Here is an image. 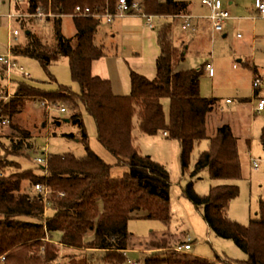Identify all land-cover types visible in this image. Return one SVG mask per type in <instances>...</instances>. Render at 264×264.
<instances>
[{"label":"trees","instance_id":"obj_1","mask_svg":"<svg viewBox=\"0 0 264 264\" xmlns=\"http://www.w3.org/2000/svg\"><path fill=\"white\" fill-rule=\"evenodd\" d=\"M20 1H15V8L24 13L49 9L54 12L51 18L54 41H47L40 33L29 30L25 41L13 46L15 55L39 59L48 82L57 81L50 71L51 64L67 56L80 90L64 83L55 88L45 87L31 81L32 78L15 74L9 86L7 79L1 76L0 115L12 121L26 98L67 103L71 109L69 119L81 126L80 134H70L85 144L86 153L50 150L45 174L43 164L37 160V166L23 164L22 159L33 157L30 150L39 146L37 142L31 144L26 138H9L8 143L4 139L7 137L0 135V171H3L0 175V264H62L55 245L45 239L46 225L48 230H60L62 240L70 242H82L89 232L95 233L88 241L87 249L92 251L70 252L68 261L63 264H95L100 258L121 264L127 258L131 240L129 216L133 212L145 209L150 218L164 221L171 218L170 197L151 189L130 173L131 167L140 165L167 179L170 176L163 162L141 150L134 126L149 134L166 131V137L180 142L182 171L184 175L189 172L190 176L184 185L185 195L203 210L211 228L221 236L233 238L247 252L246 258L233 259L222 254L211 258L184 251L165 257L147 256V264H264V201L257 214L248 223H242L229 215L231 201L240 193L238 182L212 184L205 194L198 192L194 185L193 177L204 168L212 177L238 178L242 174V162L239 140L230 123L222 124L215 136L208 135L209 98L201 90L205 65L178 67L187 49L183 43L175 42L172 22L158 28L162 50L156 59V75L149 77L129 65L131 91L117 93L109 77L94 71L95 61L107 53L100 38L103 17L74 14L75 35H66L62 28L63 16L75 13L78 4L89 5L93 11L114 10L117 0ZM141 6L149 14H180L187 2L143 0ZM82 106L94 116L98 139L115 156V161L107 160L91 147ZM14 125L26 129L19 122ZM26 133V137H32L30 132ZM203 140L208 146L193 161L195 148ZM260 140L264 146V125ZM12 164L16 168L7 170ZM115 167L124 170L123 177L113 176ZM25 180L32 187L38 182L49 185L50 215L45 214L44 193L24 190ZM152 244L164 248L170 243L162 238V242ZM41 247L44 249L40 252Z\"/></svg>","mask_w":264,"mask_h":264},{"label":"rangeland","instance_id":"obj_2","mask_svg":"<svg viewBox=\"0 0 264 264\" xmlns=\"http://www.w3.org/2000/svg\"><path fill=\"white\" fill-rule=\"evenodd\" d=\"M25 3L24 1H20ZM12 3V4H11ZM10 5L12 7H10ZM50 10V9H49ZM20 13L12 18L9 17L10 12ZM63 16L62 28L66 35L72 36L76 33V24L74 21L73 12ZM54 14L48 16H37L29 13H24L15 8L13 0H0V49L5 50L6 40L9 28L19 29V42H24V38L28 29L40 33L47 41H54V28L53 18ZM122 17L117 18V21ZM106 20V19H105ZM102 20V26H107V20ZM135 24L137 21L133 20ZM25 22V23H24ZM111 22V21H109ZM219 33V32H218ZM109 40V39H107ZM117 42V41H116ZM123 46L125 44H122ZM223 57L217 55L215 59ZM19 64L23 65L25 69L32 74V77L37 78L39 81L30 79L31 81L45 87L55 88L59 83L69 84L75 90H80V83L73 79L70 60L67 56H63L59 61L51 64L50 71L57 77V81L48 82V75L43 67L41 61L35 57L28 55H19ZM214 59V60H215ZM236 58H231V64L236 63ZM213 60V61H214ZM116 60L108 64V69L113 73L116 68ZM183 63V61H181ZM186 64V62H185ZM121 65V64H120ZM184 65V63H183ZM4 64L0 60V78L4 69ZM188 66V64H187ZM123 69L122 66H119ZM236 72L234 75L238 76L239 72L244 73L247 77L241 79L243 90L240 92L241 97H250L254 92L253 80L250 77L248 69L241 65L235 67ZM15 76H25L19 70L14 71ZM122 76V74H121ZM204 78V77H203ZM227 79H229L227 77ZM5 82L6 79L4 78ZM225 95H229L235 99V103L239 100L237 92L231 87L227 86L223 89ZM264 93V91H262ZM264 95V94H263ZM52 102V101H51ZM51 108L43 105L41 100L26 98L24 103L19 106V112L13 116L12 121L0 124V135L10 142L14 138H26L31 144L37 142L30 153L33 157L22 159L24 166H37L36 154L42 151L44 145L48 142L50 150L53 152H62L72 150L77 154L86 153L85 144L79 138H73L70 133H81V126L79 123L70 120L71 109L67 103L55 102ZM166 108L169 107V100L165 101ZM59 106H65L66 111H61ZM84 121L90 135V144L93 149L100 153L104 158L109 161H115V156L106 149L98 139V127L94 116L84 107H81ZM239 110V109H238ZM240 112V110H239ZM253 110L251 105L244 109L243 116L240 123L244 131L249 133L252 138V151L242 154V174L238 178H234L240 185V193L232 199L229 208V215L242 222L248 223L250 218L257 214L260 208V203L264 201V146L260 140L261 128L264 125V111L255 113L256 118L253 119ZM14 122H19L21 126L25 127L22 130L14 125ZM253 127V130L252 128ZM30 132L32 137H26V132ZM134 133L136 142L139 144L144 153L152 155L155 159L163 162L169 170V179L159 176L154 172L143 166L131 167L130 173L137 176L142 182L148 185L151 189L156 191H165V194L170 197L171 218L164 221L158 218H150L145 209L133 212L129 216V230L131 233V240L129 247L126 250V260L121 264H147L146 257L156 256H170L176 252H184L180 247L186 242L187 236H193L192 248L187 252L190 254L202 255L214 258L216 254H222L230 258L243 259L247 257V252L238 243L230 237L219 235L215 229L211 228L201 208L184 193V185L189 180V172L183 174L182 163L180 161L181 144L177 139L168 138L163 134H149L142 132L138 126H134ZM2 137V138H3ZM37 140V141H36ZM36 144V143H35ZM246 147V146H245ZM37 148V149H36ZM39 148H41L39 150ZM207 148V141H201L195 148L194 160L203 149ZM13 157V156H12ZM20 159V157H13ZM253 160H258L259 167H255ZM15 165L7 166V170H13ZM124 170L119 167L114 168L115 177H123ZM194 185L198 192L205 194L209 191L212 184L220 183L223 178L212 177L207 168H204L201 173L195 177ZM162 182L164 185L160 186L155 183ZM232 179H230L231 181ZM161 184V183H160ZM23 189L29 191H37L32 187L28 180L24 181ZM49 203L46 202L45 214L50 215ZM46 227V237L51 241L58 250L59 262L62 264L67 262L69 254L79 251H92L88 250V241L94 237V232H89L82 242H70L62 240L60 230H48ZM162 238H167L169 245L164 248H157L154 244L162 242ZM152 242V243H151ZM158 242V243H157ZM162 244V243H160ZM44 248L41 247V252ZM71 252V253H70ZM98 254V253H96ZM97 256V255H96ZM95 264H113L104 259H96ZM227 264V263H223Z\"/></svg>","mask_w":264,"mask_h":264},{"label":"crops","instance_id":"obj_3","mask_svg":"<svg viewBox=\"0 0 264 264\" xmlns=\"http://www.w3.org/2000/svg\"><path fill=\"white\" fill-rule=\"evenodd\" d=\"M138 1L141 4L143 2V0ZM182 1H186L187 6L180 14L153 13V26L148 23V18L141 14L120 16L122 18L119 21H117L119 17H116L111 22L107 21L109 23L107 26L101 25L100 38L105 43L107 53L95 61L94 71L109 77L115 92L129 93L131 91L129 65L149 77H154L157 73L156 59L162 50L158 38V28L165 22H172L175 42L183 43L187 49L186 57L183 60L184 65L179 62L178 67H200L202 64L206 65L210 62L215 68L214 74H210L205 69L201 82L202 93L209 98L206 121L208 135L215 136L222 124L230 123L238 137L240 157L242 158L243 153L252 151V138L247 131L243 130L240 123L243 111L251 105L254 113L253 119L257 117L255 113L264 111V109L260 111L257 109L259 99L264 97V93H262L264 91V16L259 14L255 4L256 0H223L224 6L231 12V17L224 29L217 31L213 26L212 7L209 4L203 0ZM10 7L12 6L10 5ZM189 15L192 16L190 20L192 23L185 26ZM72 16L74 17V15ZM103 20L105 19L103 18ZM133 20L138 24H135ZM29 30L32 29L27 31ZM24 39H26V35ZM217 55L223 57L215 59ZM18 56L15 55L19 62ZM231 58H236L237 64H231ZM113 60H116L114 73L108 69V64ZM239 65L249 70L253 81L256 77L261 76L262 78L261 85L257 86L258 89L254 88L250 97L244 98L240 95L243 90L241 79L247 75L244 71L239 72L238 76L234 75L235 67ZM119 66H122L123 69H120ZM16 70H13L12 76ZM2 74L1 76L7 79L5 66ZM32 79L39 81L34 77ZM11 80L9 82L7 79L9 86ZM227 86L237 92L239 100L236 103L235 99L223 93V89ZM251 128L253 130V127ZM161 134L166 136L164 132ZM224 181H230V179ZM155 183L160 186L164 185L157 180ZM158 192L165 194V191Z\"/></svg>","mask_w":264,"mask_h":264},{"label":"built area","instance_id":"obj_4","mask_svg":"<svg viewBox=\"0 0 264 264\" xmlns=\"http://www.w3.org/2000/svg\"><path fill=\"white\" fill-rule=\"evenodd\" d=\"M16 0H13L15 2ZM205 3L209 4L212 7V13L211 17L213 19V26L214 29L217 31H222L227 24L229 18L231 17V12L228 8L224 6L223 0H203ZM256 8L259 11V14L264 16V0H256L255 1ZM9 17L12 18L16 15H21L20 13H16L14 11L8 13ZM54 12L52 10H49L48 12L44 10H38L36 13H32L31 15H39V16H47V15H53ZM75 15H86V14H93L95 16L103 17L107 21H112L116 17L120 16H125L127 14H141L143 16H146L148 19V23L153 26V14L146 13L142 6L141 3L138 0H117V3L115 5L114 10L106 9L104 11H93L91 6L89 5H81L78 4L76 6L75 10ZM55 15V14H54ZM188 20L185 24V26L190 25V20L192 16H187ZM19 33L20 30L15 28H9L8 35H7V40H6V47L5 50L0 49V60L3 62L5 65L6 69V76L8 81L12 79V72L14 69L19 70L22 72L25 76L29 78H33L32 74L28 72L25 67L17 61L15 57V53L13 51V46L18 42L19 40ZM205 69L210 72V74L215 73V68L212 63H207L205 65ZM262 78L261 77H256L253 81V84L255 87L261 85ZM229 101L231 99H228ZM41 103L43 105H46L47 107L51 108V105L56 104L55 102H51L49 99H43L41 100ZM59 109L61 111H66L67 108L65 106H59ZM257 109L263 110L264 109V97H261L258 101ZM10 119L8 117H4L3 115H0V124L7 123L9 122ZM165 133H167L165 131ZM49 154H50V146L49 143L47 142L44 147L42 148V151L37 153L36 160L38 163L43 164L44 169L43 172L46 174L47 173V165L49 162ZM254 166L257 168L259 167L258 160H253ZM3 174V171H0V175ZM35 189L39 191L41 194L44 193L45 200L48 202V198L50 195V187L48 184L43 183V182H38L35 184ZM187 241L182 244L180 249L183 251H188L189 249L192 248V242H193V236L188 235L187 236ZM1 258H4V256H1ZM131 264H137V262H131Z\"/></svg>","mask_w":264,"mask_h":264}]
</instances>
